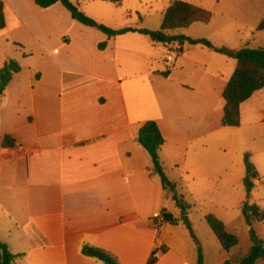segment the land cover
<instances>
[{
  "label": "crops",
  "instance_id": "crops-1",
  "mask_svg": "<svg viewBox=\"0 0 264 264\" xmlns=\"http://www.w3.org/2000/svg\"><path fill=\"white\" fill-rule=\"evenodd\" d=\"M175 1L186 2L70 3L112 30L158 31ZM3 2L0 70L9 60L22 67L0 101V134L17 142L3 148L0 136V242L17 256L14 264H103L83 255L85 245L112 253L121 264H147L156 250H165L156 264H198L199 250L205 264L245 255L252 247L239 251L240 239L227 253L211 229L200 237L195 215L210 196L238 206L245 201L234 192L246 189L247 154L264 185L255 163L257 150L264 148L255 129L264 115L257 121L250 112L264 99V89L241 105L239 128L224 127L223 94L236 60L187 42L157 44L140 33L109 37L74 20L62 3L43 9L34 0ZM155 16L159 27L149 29L144 21ZM199 25L169 35L208 39L195 32ZM10 50L13 59L7 57ZM8 102L17 105L10 126ZM147 122H156L164 137L161 163L191 207L186 216L138 143ZM158 212L171 215L175 224L159 226L153 219ZM200 212L204 220L212 213Z\"/></svg>",
  "mask_w": 264,
  "mask_h": 264
},
{
  "label": "trees",
  "instance_id": "trees-1",
  "mask_svg": "<svg viewBox=\"0 0 264 264\" xmlns=\"http://www.w3.org/2000/svg\"><path fill=\"white\" fill-rule=\"evenodd\" d=\"M34 1L43 9H48L58 3H62L71 12V9L73 8L70 0ZM100 1L111 4H121L125 0ZM72 15L74 20L79 23L90 27H97L109 37H118L129 33H140L150 37L152 41L157 44L170 45L174 42H180L181 44L187 42L191 45L204 46L217 54L236 60L238 63L237 69L223 94V98L226 102L224 118L222 120V125L224 127L239 128L241 126V105L250 100L257 92L264 89V49L242 48L235 51L227 48H217L210 41L205 39L193 40L184 36L176 38L169 35L170 32L188 30L197 24H210L213 15L202 7L183 1H175L165 12L161 28L158 31L131 28L112 30L103 25H98L94 20L78 10L77 12H72ZM5 27L4 2L3 0H0V31L5 29ZM263 30L264 21L258 27V31ZM104 47L105 44L100 45V49H103ZM21 72V65L14 60H10L2 67L0 70V101L7 88L13 82L14 77ZM138 143L151 156L155 173L160 175L164 190L172 195V199L176 202L177 207L181 211L191 210V207L178 195L175 184L170 182L165 174V169L160 159V152L164 147L165 140L156 122H147L141 127L138 135ZM2 146L3 148H15L17 142L13 137L6 136L3 140ZM245 166L247 177L244 180V184L248 194H251L255 188L254 181L258 179V172L254 164L251 162L250 154L245 156ZM242 211L246 219V224L250 228V234L253 240L257 239L254 225L256 223L264 222V210L256 205L245 204ZM166 220L169 223L175 224V220L171 215H166ZM182 221L186 227L192 231V226L188 218L184 217L182 218ZM205 221L225 252L229 253L239 245L238 235L231 233L221 220L213 215H207ZM0 250L3 255V264L15 263L17 256H14L10 252L9 247L6 244L0 242ZM160 252L164 253L165 250L159 252L157 250L154 251L147 264H156L159 260L158 254ZM82 253L84 256L94 258L103 264H121L115 255L101 248L85 245L82 249ZM259 261L264 262L263 245L253 246L242 257L232 258L225 262V264H257ZM198 264H205L201 250H199Z\"/></svg>",
  "mask_w": 264,
  "mask_h": 264
},
{
  "label": "rangeland",
  "instance_id": "rangeland-1",
  "mask_svg": "<svg viewBox=\"0 0 264 264\" xmlns=\"http://www.w3.org/2000/svg\"><path fill=\"white\" fill-rule=\"evenodd\" d=\"M186 2L202 7L212 13L213 18L210 24L199 25L195 27L194 30L199 35H206L208 39L205 40L210 41L217 48H227L230 50L236 47H241V49H264V30L258 31V27L264 21V0H186ZM142 12H147V9L143 8ZM156 19V16L152 18L148 17L144 21V25L149 29L159 27L157 26ZM181 32L184 33V30H181ZM174 37L179 38L180 36L177 34ZM12 49L14 51H19L18 47ZM13 50H10V56H7L10 57V59L16 57ZM31 69L33 70V68ZM25 70H27V68ZM262 94L264 98V91ZM13 102L15 101L13 100ZM16 107V104L12 108L11 102L6 103L7 113L10 114L8 116V126L12 124L11 120L17 119L15 115ZM250 112L253 120L260 121V118L264 115V99L251 107ZM243 121L246 123L245 116ZM255 130L258 131L259 135L262 134L264 139V124L257 126ZM247 131L249 130H242V132L246 134ZM2 135L3 134H0V136ZM3 139L4 137L2 136L1 140ZM255 163L264 174V148L259 152L257 150ZM254 184L255 188L251 194H248L246 189H242L241 192H234L237 194L241 193L242 198L245 199L244 202H241L240 206H238V203L234 200H221L217 196H210L208 204L203 205L200 209V211L203 212L204 210L211 211V215H218V217L224 219L230 231L238 235L240 239L238 250L241 252H245L249 247L255 246L257 242H260L259 239L264 240V222L254 225L257 239L253 240L242 211L243 206L245 204L249 205L251 199L253 203L251 205L264 207V185L259 184L258 180H255ZM200 211L195 215V225L197 230L196 233L201 237L205 230H207V232H211V230L203 217H197L202 216V212ZM198 241V238L195 239V244L198 243Z\"/></svg>",
  "mask_w": 264,
  "mask_h": 264
},
{
  "label": "built area",
  "instance_id": "built-area-1",
  "mask_svg": "<svg viewBox=\"0 0 264 264\" xmlns=\"http://www.w3.org/2000/svg\"><path fill=\"white\" fill-rule=\"evenodd\" d=\"M177 55H178V52H175V53L171 54L168 57V62L169 63L173 62ZM153 219L157 222V224L159 226H161L162 224L167 222L166 214H164L162 212H158V213L154 214Z\"/></svg>",
  "mask_w": 264,
  "mask_h": 264
},
{
  "label": "water",
  "instance_id": "water-1",
  "mask_svg": "<svg viewBox=\"0 0 264 264\" xmlns=\"http://www.w3.org/2000/svg\"><path fill=\"white\" fill-rule=\"evenodd\" d=\"M72 12H77V8H72L71 9ZM183 213V216H186L187 215V212L186 211H182ZM261 245V242H257L255 246H260ZM0 264H3V255H2V251L0 250Z\"/></svg>",
  "mask_w": 264,
  "mask_h": 264
}]
</instances>
